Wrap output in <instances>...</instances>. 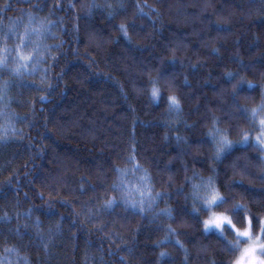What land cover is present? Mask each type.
Wrapping results in <instances>:
<instances>
[{"label":"trees","instance_id":"16d2710c","mask_svg":"<svg viewBox=\"0 0 264 264\" xmlns=\"http://www.w3.org/2000/svg\"><path fill=\"white\" fill-rule=\"evenodd\" d=\"M93 3L100 7L89 15ZM32 16L52 21L59 38L47 43L63 45L52 49L58 59L37 65L34 75L7 92L9 115L0 116V136L7 129L0 142V217L11 219L0 222V257L15 246L9 264H227L232 253L223 238L216 231L204 234L187 214L186 178L194 172L214 177L232 198L214 211L231 213L242 203V215H251L254 224L264 218V153L251 142L235 143L242 132L253 136L258 129L240 109L250 114L264 101V2L0 0L5 32L14 27L22 33ZM43 68L48 80L37 87ZM3 79L11 77L4 73ZM151 80L163 93L158 103L150 98ZM49 85L55 87L49 91ZM169 96L179 99V113L169 110ZM213 118L234 142L221 162L212 159L206 135ZM130 146L151 172L153 195H162L143 213L123 206L105 210L103 201L119 195L111 191L113 165L129 167ZM17 228L22 240L10 231Z\"/></svg>","mask_w":264,"mask_h":264},{"label":"snow or ice","instance_id":"6c2138e0","mask_svg":"<svg viewBox=\"0 0 264 264\" xmlns=\"http://www.w3.org/2000/svg\"><path fill=\"white\" fill-rule=\"evenodd\" d=\"M37 7L39 8L40 6L37 5ZM69 7L74 8L75 5L69 4ZM97 7H100V5H96L95 3L88 6V14L90 15L92 9ZM105 7L112 8V5H105ZM118 7L119 9H123L124 5L120 4ZM40 10L43 11V8ZM56 10H58V6H55L53 12L50 14H54ZM116 14L117 12L115 11L108 13L110 18H114ZM58 20L60 23H63V18H58ZM36 21H38V26L34 24ZM53 27H55V24L52 21L32 16L30 17L29 24L24 27L22 33L14 27L8 28L6 32L0 29V104L4 105L3 108H0V116L8 118L9 114L6 111L7 104L5 101L8 99L7 92L11 87L16 86L18 81H23L26 74L34 75L37 65L47 63L48 59H52L53 61L58 59V57L52 55V49L62 48L63 41L56 45L47 43L49 37L53 39L59 38L56 33L52 32ZM118 27L123 37L130 43L131 38L128 35L127 26L120 24ZM74 29L78 31L76 26H74ZM10 40L12 41L11 44L9 43ZM29 65L33 66L32 70H29ZM42 71L45 75L41 76V84L37 85V87H41L48 80L46 73L49 69L43 68ZM4 73H7L11 79H3ZM229 77H231V74H229ZM60 78L62 79V76ZM149 83L151 84L150 98L153 102L158 103L164 98L163 93L158 87L159 81L151 80ZM54 87L55 85H49L48 90L51 91ZM248 87L252 88L253 85L249 84ZM41 99L43 100L45 98L41 97ZM233 99L239 105L236 93H233ZM167 103L170 111H176L177 113L181 111L180 101L176 96L167 97ZM240 110L255 122L259 112H264V102L261 103L259 109H252L250 114L246 109L241 108ZM12 115L15 116V113H12ZM220 123L219 118H213V128L209 129L206 133L209 143L214 149L212 159L217 162L223 161L226 154L231 152L234 147V142L219 127ZM258 126L259 131L254 137H252L250 132L244 131L242 132L241 139L235 143L248 144L251 142L261 152H264V118L258 120ZM4 132L5 135L0 136V142H4L7 139V129H4ZM16 132L17 130L13 128V133L15 134ZM20 135L24 136L27 134L20 130ZM180 139V137H177V140ZM135 153L136 148L130 146L129 155L127 156L129 167L113 165L116 179L111 185V191L119 193V195L107 197L101 205L103 209L114 211L116 207L123 206L125 209H139L143 213L145 201L148 202L150 208L151 204L157 198L161 197V193H155L153 195L155 185L151 172L137 161ZM261 160H264V157H261ZM211 171L218 174V170L215 167ZM130 176L132 179H129ZM196 177L200 178V183L194 182ZM186 183L191 185V192L185 198L186 202L189 198L191 200V207L188 209L187 214L194 216L198 220L202 226L201 231L204 234L207 235L213 231L219 233L228 251L232 253V258L227 261V264H264V218L257 217L256 223L254 224L251 215H242L247 209V206L242 203H236L231 209V213L227 211H214V209H222L232 199L220 192L219 186L214 182V177L205 179L200 177L198 172H194L192 178H186ZM233 183H242V181H234ZM81 191H86V189L81 188ZM178 191L183 192L184 190L181 188ZM88 211L91 213V209H88ZM164 211L169 215V218H174L170 210L166 209ZM202 213H208L209 215L207 218H203ZM25 215L30 216L31 210L25 213ZM234 217H238L239 219H234ZM10 219V217L5 215L0 217V222H9ZM238 222L244 224L243 229L237 226ZM40 223L41 221L37 218L35 221L37 229L36 235L43 241L44 237L39 231ZM24 227L28 228V225ZM10 231H14L19 239H23V234L18 228ZM169 231L170 233H174L175 230L169 228ZM229 234L234 239L229 240ZM44 246L47 247V244ZM128 251L131 252L132 249H128ZM16 252L17 248L15 246H6L4 248L5 255L0 257V264H9L8 255ZM164 255L166 254L161 253L162 257ZM25 264H27L26 260Z\"/></svg>","mask_w":264,"mask_h":264},{"label":"rangeland","instance_id":"374dc122","mask_svg":"<svg viewBox=\"0 0 264 264\" xmlns=\"http://www.w3.org/2000/svg\"><path fill=\"white\" fill-rule=\"evenodd\" d=\"M264 102V101H263ZM261 105V104H260ZM259 105V106H260ZM259 106L256 108V109H259ZM261 118H264V112H259V114H258V116H257V118H256V123L258 124V120L259 119H261ZM258 127V129H257V133H258V131H259V126H257ZM256 133V134H257ZM256 134H254L252 137H254ZM264 153V152H263ZM129 179H132V177H129ZM154 205V203H152L151 204V207L150 208H152V206ZM146 209H149V206H148V202L147 201H145V205H144V210H146ZM137 210H139V209H137ZM9 260V259H8Z\"/></svg>","mask_w":264,"mask_h":264}]
</instances>
